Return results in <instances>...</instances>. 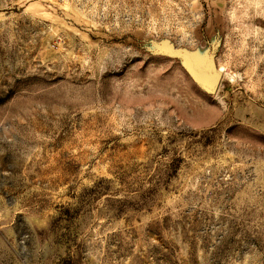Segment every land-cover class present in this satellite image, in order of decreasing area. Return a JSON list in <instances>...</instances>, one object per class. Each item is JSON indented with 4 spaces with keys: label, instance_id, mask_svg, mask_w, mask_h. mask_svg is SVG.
<instances>
[{
    "label": "rangeland",
    "instance_id": "1",
    "mask_svg": "<svg viewBox=\"0 0 264 264\" xmlns=\"http://www.w3.org/2000/svg\"><path fill=\"white\" fill-rule=\"evenodd\" d=\"M0 264H264V0H0Z\"/></svg>",
    "mask_w": 264,
    "mask_h": 264
},
{
    "label": "water",
    "instance_id": "2",
    "mask_svg": "<svg viewBox=\"0 0 264 264\" xmlns=\"http://www.w3.org/2000/svg\"><path fill=\"white\" fill-rule=\"evenodd\" d=\"M170 56L174 59L176 58L179 60H183L187 64V72L197 84L204 86L206 89H211V91H214L216 89L219 82L218 78L207 79L202 75H197L194 71L193 61L189 55H187L186 53L173 52Z\"/></svg>",
    "mask_w": 264,
    "mask_h": 264
}]
</instances>
